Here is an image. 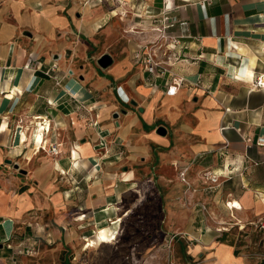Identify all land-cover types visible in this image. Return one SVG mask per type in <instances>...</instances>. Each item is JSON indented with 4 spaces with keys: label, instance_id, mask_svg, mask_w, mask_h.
I'll use <instances>...</instances> for the list:
<instances>
[{
    "label": "crops",
    "instance_id": "obj_1",
    "mask_svg": "<svg viewBox=\"0 0 264 264\" xmlns=\"http://www.w3.org/2000/svg\"><path fill=\"white\" fill-rule=\"evenodd\" d=\"M164 9L186 48L164 42L166 71L149 75L135 52L161 40ZM262 73L264 0H0V264L83 263L102 244L84 239L128 215L141 186L161 219L196 221L181 198L202 205L204 225L183 235L197 237L194 264H256L218 237L264 219Z\"/></svg>",
    "mask_w": 264,
    "mask_h": 264
},
{
    "label": "rangeland",
    "instance_id": "obj_2",
    "mask_svg": "<svg viewBox=\"0 0 264 264\" xmlns=\"http://www.w3.org/2000/svg\"><path fill=\"white\" fill-rule=\"evenodd\" d=\"M20 168L22 169L21 166ZM21 169L17 170H20V176L24 177L28 171L23 173ZM38 174L37 170L36 175L38 176ZM179 178L185 184L184 193L188 194V188L191 186L189 173L187 172L185 179H183L179 172ZM31 183L37 187L36 191L42 194L36 181L30 180ZM24 188L21 183L20 190L22 191ZM138 196L142 198L141 201H137L134 205L130 204L131 211L123 219H118L119 222L115 224L106 223L107 225L100 227L99 236L84 239L87 247L102 244L97 246L95 252L92 253L86 249L82 253L84 259L81 264H194L201 258L198 254L193 255L191 251V247L197 243V237L192 240L183 237L195 221L192 217H189L191 221L188 220L187 216L178 220L161 219V214L157 213L158 210L155 205V188L144 189L141 186ZM179 201H182L181 207L185 209L183 213L192 210L196 216V226L202 227L204 225L202 205H198L197 200L196 204H191L192 202L187 198H181ZM115 226L119 230L117 237L112 230ZM91 233V236L96 234L94 231ZM177 238L180 240L176 241ZM218 239L232 244L239 254L250 256L256 261V264H262L264 261V230L258 223H251L246 226L228 225L222 229ZM112 241L113 243H107ZM56 243L52 240L50 244L55 247ZM65 253L64 250L62 253L53 254V256L64 257ZM78 254L68 252L67 257L70 260L78 261L79 257L76 259ZM85 259L87 260L85 261Z\"/></svg>",
    "mask_w": 264,
    "mask_h": 264
},
{
    "label": "built area",
    "instance_id": "obj_3",
    "mask_svg": "<svg viewBox=\"0 0 264 264\" xmlns=\"http://www.w3.org/2000/svg\"><path fill=\"white\" fill-rule=\"evenodd\" d=\"M181 18L178 15L172 14L170 10L164 9L161 15V18L158 20L159 27L158 30L161 33V40L155 44L150 45L142 50H137L135 52V58L138 61H141L145 64L144 72L149 75H158L162 72H165L166 69L158 62L155 58L157 48H161L164 45V42H169L174 46V48L180 47L183 51L186 48L185 40H182V35H175L171 33V29L174 28L177 24L181 22ZM179 58V54L177 55ZM57 68V64L52 65L51 69L46 70V74H50L51 71H54ZM184 78H175L174 82L169 84L167 92L172 94L177 91L178 86L182 84ZM253 87H264V73L260 74L253 81ZM49 130V126L47 128ZM257 144L264 145V135H259L256 139ZM49 152L53 155H58L60 150L56 144L50 146ZM189 167L181 170V175L183 179L186 177V173ZM206 177L215 182L217 180V174L212 171H207L205 173ZM259 225L264 228V219L257 221Z\"/></svg>",
    "mask_w": 264,
    "mask_h": 264
},
{
    "label": "water",
    "instance_id": "obj_4",
    "mask_svg": "<svg viewBox=\"0 0 264 264\" xmlns=\"http://www.w3.org/2000/svg\"><path fill=\"white\" fill-rule=\"evenodd\" d=\"M97 63L98 65L101 67V68H107L109 67L110 65L113 64V56L110 54V53H103L97 60ZM116 117H117V113H116ZM159 132H161L162 134H165L166 133V129L164 127H161L159 129ZM9 163H12L11 160H7ZM14 167L16 169H20V166L18 163L14 164ZM23 173H25V171H22Z\"/></svg>",
    "mask_w": 264,
    "mask_h": 264
},
{
    "label": "bare ground",
    "instance_id": "obj_5",
    "mask_svg": "<svg viewBox=\"0 0 264 264\" xmlns=\"http://www.w3.org/2000/svg\"><path fill=\"white\" fill-rule=\"evenodd\" d=\"M43 128V127H41ZM44 139V138H43ZM42 141V131H40L37 135V146H39V144L41 143ZM38 148V147H37ZM39 149V148H38Z\"/></svg>",
    "mask_w": 264,
    "mask_h": 264
},
{
    "label": "trees",
    "instance_id": "obj_6",
    "mask_svg": "<svg viewBox=\"0 0 264 264\" xmlns=\"http://www.w3.org/2000/svg\"><path fill=\"white\" fill-rule=\"evenodd\" d=\"M261 226V225H260ZM262 227V226H261ZM263 230H264V228H263ZM223 239V238H222ZM236 252H238V251H236ZM262 264H264V261L262 262Z\"/></svg>",
    "mask_w": 264,
    "mask_h": 264
}]
</instances>
